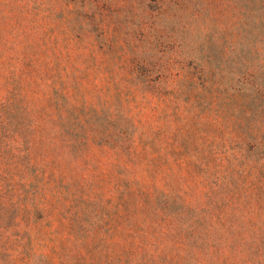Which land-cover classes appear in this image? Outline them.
<instances>
[{
  "label": "rangeland",
  "instance_id": "rangeland-1",
  "mask_svg": "<svg viewBox=\"0 0 264 264\" xmlns=\"http://www.w3.org/2000/svg\"><path fill=\"white\" fill-rule=\"evenodd\" d=\"M0 264H264V0H0Z\"/></svg>",
  "mask_w": 264,
  "mask_h": 264
}]
</instances>
